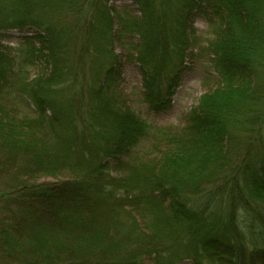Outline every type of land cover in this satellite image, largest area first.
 I'll use <instances>...</instances> for the list:
<instances>
[{"label":"trees","instance_id":"trees-1","mask_svg":"<svg viewBox=\"0 0 264 264\" xmlns=\"http://www.w3.org/2000/svg\"><path fill=\"white\" fill-rule=\"evenodd\" d=\"M132 2L140 19L114 32L109 0H0V34L33 31L24 41L45 60L22 78L0 44V264H264V135L252 136L264 0ZM197 16L221 27L220 86L168 137L173 148L137 162L147 130L117 96L114 43L138 37L143 100L164 111Z\"/></svg>","mask_w":264,"mask_h":264},{"label":"rangeland","instance_id":"rangeland-1","mask_svg":"<svg viewBox=\"0 0 264 264\" xmlns=\"http://www.w3.org/2000/svg\"><path fill=\"white\" fill-rule=\"evenodd\" d=\"M108 6L111 8L110 15L113 18L114 32L120 28L123 20H139L141 17L137 5L132 0H109ZM260 14H264V6L261 8ZM220 28L216 21L209 22L199 16L194 18L191 25L186 29L187 48L184 51L185 57L181 66L180 80L171 98V106L167 110L158 112L150 110L143 100L142 77L135 61L137 53L133 50V47L138 44V37L127 36L122 42L114 43L115 54L122 64L117 96L123 103L122 105L128 107L145 124L147 130L145 138L133 150L131 158L135 161L148 164L149 161L158 159L160 153L168 147L173 148L172 145H167L168 137L175 134L179 135L187 125L188 115L198 106L201 96L220 86V78L212 62L213 53L211 51ZM30 36H34L33 31L19 32L14 30L0 34V44L14 56L15 67L18 69L20 77L25 79L45 71V60L43 54L37 52L38 45L28 44L24 41L26 37ZM260 59L264 60V57H260ZM261 74L264 79V69H262ZM262 99L258 104L257 102L253 104L259 112L263 111L255 125V130L252 129L254 141H259L264 135V98ZM14 106L17 111L27 113V108L23 104ZM7 108L12 109L13 107L7 106ZM241 136L243 137V135ZM245 144H247V140L237 150L236 157L231 153L227 156V160L231 164L236 165L242 160ZM219 172L217 171V175L221 174ZM63 178L64 176L55 179L47 177L40 178L39 181L54 183ZM6 189L0 186V190L6 192Z\"/></svg>","mask_w":264,"mask_h":264}]
</instances>
